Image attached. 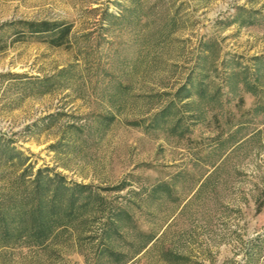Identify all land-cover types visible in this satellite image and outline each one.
<instances>
[{
    "label": "rangeland",
    "instance_id": "rangeland-1",
    "mask_svg": "<svg viewBox=\"0 0 264 264\" xmlns=\"http://www.w3.org/2000/svg\"><path fill=\"white\" fill-rule=\"evenodd\" d=\"M3 228L0 264H264V0H0Z\"/></svg>",
    "mask_w": 264,
    "mask_h": 264
},
{
    "label": "trees",
    "instance_id": "trees-1",
    "mask_svg": "<svg viewBox=\"0 0 264 264\" xmlns=\"http://www.w3.org/2000/svg\"><path fill=\"white\" fill-rule=\"evenodd\" d=\"M5 26L15 27L12 31V35H13L12 42H21L27 38L36 37V38L43 39L42 41L46 43L47 45H49L50 47L57 48L61 46H66L68 44L70 25L65 24L61 21H47V20H39V21L22 20L21 21V20H18L14 23L6 24ZM64 190H66V188L62 186L60 187V189H58L57 186L54 187V191L56 193H62ZM16 212H19L18 209H16ZM20 212H23V211L20 210ZM52 214L53 213H51L50 216H52ZM9 216L12 217V215H9ZM36 218L38 219L39 217L36 216ZM13 219L11 220V224H14V226H17L16 223L19 222V218L14 216ZM14 226H13V229L20 227V225L17 227H14ZM0 233L5 234L7 236L9 231L3 228V230H0Z\"/></svg>",
    "mask_w": 264,
    "mask_h": 264
}]
</instances>
